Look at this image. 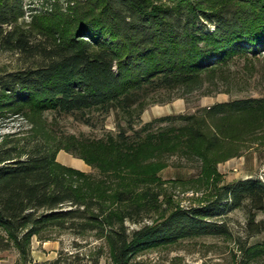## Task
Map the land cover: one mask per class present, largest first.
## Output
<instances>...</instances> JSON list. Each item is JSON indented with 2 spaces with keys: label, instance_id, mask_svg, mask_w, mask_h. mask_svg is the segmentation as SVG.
Instances as JSON below:
<instances>
[{
  "label": "trees",
  "instance_id": "obj_1",
  "mask_svg": "<svg viewBox=\"0 0 264 264\" xmlns=\"http://www.w3.org/2000/svg\"><path fill=\"white\" fill-rule=\"evenodd\" d=\"M83 1L69 4L65 24L50 27L37 9L29 10L34 12L27 21L25 0H0V48L24 61L0 73V119L52 111L90 123L93 111H130L144 107L151 95L192 92L219 78L236 57L264 54V0ZM56 11L52 6L43 12ZM258 111L264 112V97H242L204 108L200 119L161 120L184 121L193 142L219 140L203 130L204 117ZM36 129L31 136L13 133L0 140V250L14 247L17 263L30 264L33 237L55 227L106 238L114 264H130L142 252L187 238L230 235L226 217L239 208L246 211L251 235L264 233V217L257 219L264 215L260 177L215 184L205 202L176 206L129 231L125 222L140 223L155 204L149 192L136 194L132 183L140 176L123 174L138 148H125L123 135L107 142L76 140L68 147L41 126ZM172 130L155 137L170 140ZM64 147L106 177L95 180L59 164ZM249 248L248 260L264 257V241ZM50 264L72 263L61 253Z\"/></svg>",
  "mask_w": 264,
  "mask_h": 264
},
{
  "label": "rangeland",
  "instance_id": "obj_2",
  "mask_svg": "<svg viewBox=\"0 0 264 264\" xmlns=\"http://www.w3.org/2000/svg\"><path fill=\"white\" fill-rule=\"evenodd\" d=\"M25 1L28 7L27 21H31V13L34 12L29 10L37 9L42 23L50 27L57 22L65 24L71 13L69 4L75 6L84 2ZM52 6L57 9L56 12H43L46 7ZM23 63L18 53L0 48V73L16 69ZM242 97H264V54L236 57L222 69L219 78L205 81L201 88L192 92L184 94L182 90H173L158 96L151 95L147 97L144 107L137 106L130 111L119 107H112L108 113L93 111L90 123L75 114L52 111L32 115L30 119L22 116L1 118L0 140L13 133L31 136L32 131L40 126L55 141L68 147L76 140L107 142L111 138L123 139V135L125 148L129 145H132L129 151L138 148L129 157L123 174L140 176V180L132 183L136 194L143 196L149 192L155 196L153 208L140 223L125 222L131 231L153 223L176 206L191 207L205 202L212 196L215 184L249 177L264 180L263 111L220 118L204 117V121H201L203 130L217 134L219 140L203 139L197 142L192 141L184 121L177 118L161 120L162 117L179 115H195L200 119L204 108ZM169 127L173 129L170 140L155 137V133ZM95 155L99 157L100 151H95ZM56 161L91 174L95 180L106 177L78 152L65 147L58 151ZM263 217L260 214L257 219ZM226 221L230 235L183 239L142 252L130 264H264V257L248 260L245 252L252 245L264 241V233L251 235L247 229L246 211L236 209L228 214ZM0 234L4 235L3 231L0 230ZM33 250L56 256L54 259L61 253L65 254L72 264H94L95 259H99V264H114L106 238L94 231L78 234L71 229L51 228L33 237ZM18 259V251L14 247L0 250V264H21L17 263Z\"/></svg>",
  "mask_w": 264,
  "mask_h": 264
},
{
  "label": "crops",
  "instance_id": "obj_3",
  "mask_svg": "<svg viewBox=\"0 0 264 264\" xmlns=\"http://www.w3.org/2000/svg\"><path fill=\"white\" fill-rule=\"evenodd\" d=\"M56 256H51L45 252H37L36 250H33L32 251V258L34 261H37L39 262V264H45L46 261L48 260H53ZM41 262H44V263H41Z\"/></svg>",
  "mask_w": 264,
  "mask_h": 264
},
{
  "label": "built area",
  "instance_id": "obj_4",
  "mask_svg": "<svg viewBox=\"0 0 264 264\" xmlns=\"http://www.w3.org/2000/svg\"><path fill=\"white\" fill-rule=\"evenodd\" d=\"M31 264H37L36 262H33V263H31Z\"/></svg>",
  "mask_w": 264,
  "mask_h": 264
}]
</instances>
